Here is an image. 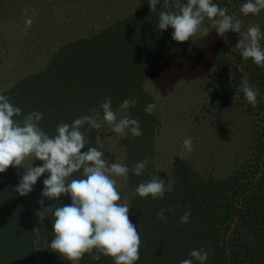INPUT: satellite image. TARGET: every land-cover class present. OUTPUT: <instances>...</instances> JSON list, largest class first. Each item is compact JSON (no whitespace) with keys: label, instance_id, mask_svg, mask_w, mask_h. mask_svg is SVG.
<instances>
[{"label":"rangeland","instance_id":"rangeland-1","mask_svg":"<svg viewBox=\"0 0 264 264\" xmlns=\"http://www.w3.org/2000/svg\"><path fill=\"white\" fill-rule=\"evenodd\" d=\"M183 2L185 3L186 0ZM245 2L246 0H236L235 15L241 21V33L229 31L221 37L216 33L212 21L207 18L202 27H207L209 34L205 36L203 32H199L183 43L172 39L174 30L171 27L161 31L159 37L163 41L162 48L165 47L168 39L171 40L155 63L154 70L138 81L136 72L140 54L137 49L129 50L134 38L130 37L128 32L119 34L122 47L120 58L114 65L118 66L116 68L110 66L100 70L93 66L90 69L86 68L85 71L77 68L75 64L78 63H75L74 58L65 55L70 50L68 45L73 44L74 41L82 39L87 42L100 37L101 32L110 25V21L112 24L116 21L130 22L133 15L138 13L140 15L146 6L149 7L148 0H0V94L15 99L14 104L16 102V106L22 109L20 116L22 119L31 112L28 111L27 106L41 97V93L38 96V88L31 91L35 83L40 82L38 80L40 71H47L56 61L59 68L57 78L54 80L59 85V91H62L60 96L63 99L58 100L56 113L49 115L54 123L53 127L46 117L41 121L40 127L43 131H49L48 135H50L57 125L71 124L84 115L82 111H86V107L88 109L90 105L95 107L93 102L99 99L102 102L110 97L114 102L112 105L114 111L119 109L123 100L135 99L134 108H130L127 112L117 111V114L130 115L138 119L142 135L121 136L114 133L103 121L99 129L85 125L81 131L88 139V145L81 150L82 153L86 152L89 146L96 147L104 152L109 163L115 161L126 165L129 143L140 145L139 148L136 144L132 145L134 164L145 158L151 163L145 171L146 177L143 180L139 177L137 180L133 179L134 187L158 175L167 182L166 187L172 188L170 192L165 193L161 201L170 200L171 194L175 203L172 161L175 156H180L183 140L191 137L193 150L183 158L191 176L201 181L204 187H212L217 191L222 181L232 174L248 150L253 135V125L242 107L229 106L220 110L205 108L204 105L214 92L218 79V72L213 68L210 52L198 62L187 63L185 58L184 60L181 58L184 53L195 50L196 46L208 37L220 38L223 44L232 43L239 41L241 34L254 24H259L261 32L264 33V10L258 15L244 16L240 13V7ZM159 5L160 8H164V0H160L158 9ZM33 8L36 9L35 15L30 11ZM26 15L33 19L31 26L25 24ZM105 36L109 38L108 35ZM112 37H117L114 31ZM260 44L264 48V39ZM131 47L136 48V45ZM198 71H202V75L196 74ZM88 73L87 78L85 75ZM183 75H189V79ZM48 78L53 80L52 76ZM19 84H21L20 89L15 88V85ZM115 85L123 88L116 89L113 94L110 90ZM149 103L156 104V109L151 114L144 111ZM87 113L88 111L85 112ZM49 124L51 128L47 129ZM98 135L103 140L102 144L96 143ZM33 160L34 157L26 158L23 167L25 169L30 167ZM42 163L34 160L33 167L42 166ZM24 168L9 167L5 173H0V225L5 224L7 230L2 227L0 237H4L7 241L16 237L17 233L27 239L31 236L33 240L30 241L27 253L32 255L35 264H47L48 259L55 253L48 246L51 243L48 236L52 229L49 223L54 200L41 195L44 188L43 180L47 178L48 173L38 179L31 193L23 196L31 212V221L24 223L23 213L17 216V219L8 216L9 209L21 208V205L15 204L10 196L15 188L10 180L11 176H14L17 187L24 174ZM114 178L117 190L122 194V202L127 203L131 209L130 199H123L130 196L132 190L128 177ZM41 199H44L43 206L39 203ZM18 217L22 221L18 222ZM178 220L180 217L177 218L175 214L170 218V222ZM21 222L25 227L18 231L17 226ZM10 243L11 241L0 245V255L3 259L7 254H11Z\"/></svg>","mask_w":264,"mask_h":264},{"label":"trees","instance_id":"trees-1","mask_svg":"<svg viewBox=\"0 0 264 264\" xmlns=\"http://www.w3.org/2000/svg\"><path fill=\"white\" fill-rule=\"evenodd\" d=\"M213 2L221 7H227L228 14H235L236 0H213ZM162 10L165 9L160 8L159 5L157 11L151 12V9L146 6L140 15L138 13L133 15L132 19L130 17L131 21L128 23H126L128 20L125 22L116 21L114 24L110 21V25L101 32L97 39L87 42L81 39L68 45L70 50L65 57L74 58L75 63H78L75 64L77 68L85 71L86 68L90 69L93 66L98 67L97 69H105L110 66L116 68L118 66L114 65L120 58L122 47L119 34L128 32L130 37L134 38L131 46L136 45V48L129 46L131 48L129 50L137 49L140 54L136 72V78L139 81L154 70L155 63L160 59L171 40L168 39L165 47L162 48L163 41L159 37L161 31L157 27L159 12ZM113 31L117 37H112ZM105 35H108L109 38H106ZM238 42L223 44L220 38L208 37L202 40L195 50L184 53L181 59L185 58L187 63L198 62L202 57L204 58L206 53H211V62L214 64V70L218 72V79L214 92L204 106L207 110H220L229 106L242 107L253 125L251 144L232 174L226 177L220 186L218 185L217 191L212 187H204L201 181L192 178L186 161L180 156H175L172 161L175 203L172 201L171 194L170 200L164 199V201L151 196L146 198L135 196L132 200L130 199L129 219L137 227L141 237L140 259L136 264H180L183 259H191L188 256L191 250L201 248L209 253L206 264H264V67L256 66L251 59L245 61L239 50L235 49ZM57 65L58 62L55 61L47 71H40L38 79L40 82L35 83L31 91L38 88V96L41 93V97L38 101L27 106L28 111L42 112L43 120L46 117L52 127L54 123L49 115L56 113L58 100L63 99L60 96L62 91H59V85L54 80L57 78L59 68ZM184 72L183 68V74ZM197 73L202 75V71ZM49 76H52L54 81L49 80ZM85 76L88 78L89 73ZM184 76L189 79V75ZM244 78H247L249 84L258 90L256 107H253L245 99L241 89ZM20 87L21 84L15 85V88L20 89ZM118 88L120 87L117 85L113 86L110 90L111 93L114 94ZM13 100L15 99H10V102L14 104ZM98 101L93 102V106L99 108L101 100ZM14 105L17 103L15 102ZM89 107L91 108L92 105ZM85 109L89 110L88 107ZM86 111H82V113L85 114ZM14 119L22 120L20 117H14ZM50 124L46 127L47 129L51 128ZM44 132L49 133L47 130ZM55 134L56 129L49 136ZM133 144L136 143H129L126 155L128 162L125 163L129 169L134 165ZM136 146L140 147L137 144ZM74 175L78 177L80 173ZM138 177L143 180L146 173L136 176L129 172L131 193L137 187H134L133 179L137 180ZM14 178L11 176V185L15 188L10 196L15 204L21 205V208L9 209L8 216L16 218L23 213V217H25L23 222L27 223L31 221V212L23 196H19L16 192ZM69 204H71L70 196L64 195L53 201L51 209L54 211L55 206L62 207ZM161 209H165L164 214L168 217L166 222L158 219ZM169 209L174 210L177 218L183 216L185 211H190L189 222L183 224L179 222L180 220L170 222L173 211H168ZM19 221L22 219L18 217ZM23 222L18 224V231L25 227ZM53 223L54 216L52 215L49 223L51 227ZM4 225H0V231L2 227L6 230ZM53 236L52 227L48 236L50 242L54 238ZM5 238L7 239L6 236ZM32 240L31 236L27 239L18 233L16 237L7 241L4 240V237H0V245L11 241V254H7L5 260L0 255V264H35L32 255L27 253ZM93 254H85L84 261H80V264H114L112 258L105 256H101L99 261L93 260L91 258ZM47 264H71V262L55 252L48 259ZM193 264H199V261L193 260Z\"/></svg>","mask_w":264,"mask_h":264},{"label":"clouds","instance_id":"clouds-1","mask_svg":"<svg viewBox=\"0 0 264 264\" xmlns=\"http://www.w3.org/2000/svg\"><path fill=\"white\" fill-rule=\"evenodd\" d=\"M160 0H148L151 12L157 11ZM164 9L159 12L158 29L167 30L171 27L172 39L178 43L190 40L199 32L209 34L207 27H202L205 19L213 23L216 33L223 37L229 31L241 33V21L235 14H228L227 7H220L213 0H164ZM264 10V0H246L240 7L244 16L258 15ZM29 10H26V12ZM33 15L36 9H30ZM33 19L25 17V24L31 26ZM264 39L259 24H254L241 34L235 46L241 57L249 59L258 66L264 67V48L260 41ZM241 89L245 99L253 107L257 105L258 90L253 88L247 78H244ZM136 106L135 99L123 100L117 111L127 112ZM156 109L155 103L146 105L144 111L151 114ZM113 110L110 97L105 98L97 107H91L87 114L81 115L71 124L57 125L56 134L49 136L40 127L44 114L31 111L22 120L14 119L22 115V109L10 102V99L0 94V173H5L9 167L24 168L26 158L34 157L42 166L24 168V174L16 187L19 196H26L33 191L38 179L48 173L43 180L42 197L58 200L68 195L71 204L55 206L52 213L54 223V238L49 248L60 254L71 264H80L85 254H93L91 258L99 261L101 256L110 257L114 264H136L140 259L141 237L137 227L129 219L130 207L122 202V194L117 190L114 177L127 179L129 172L142 176L151 161L145 158L135 163L131 169L123 163L112 162L105 158L104 152L96 147H88V139L81 129L101 128V121L107 123L112 131L124 137H139L142 135L140 121L130 115L118 116ZM102 113V116H101ZM103 140L96 137V143ZM183 150L179 153L181 159L193 150L191 137L182 142ZM80 173V176L74 174ZM167 182L158 175L139 184L128 197L135 196L163 199L166 192L172 188L166 187ZM44 205V199L39 201ZM168 211L174 210L169 209ZM165 209L158 213V219L167 221ZM190 211H185L180 217V223H188ZM191 259H183L180 264H206L209 253L204 249H193L188 253Z\"/></svg>","mask_w":264,"mask_h":264}]
</instances>
